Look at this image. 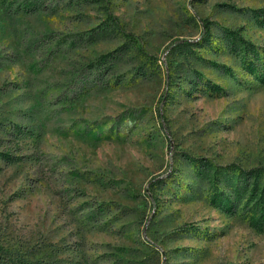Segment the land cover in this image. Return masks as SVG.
<instances>
[{"label":"rangeland","instance_id":"1","mask_svg":"<svg viewBox=\"0 0 264 264\" xmlns=\"http://www.w3.org/2000/svg\"><path fill=\"white\" fill-rule=\"evenodd\" d=\"M11 263L264 264V0H0Z\"/></svg>","mask_w":264,"mask_h":264},{"label":"trees","instance_id":"2","mask_svg":"<svg viewBox=\"0 0 264 264\" xmlns=\"http://www.w3.org/2000/svg\"><path fill=\"white\" fill-rule=\"evenodd\" d=\"M45 4V3H44ZM37 10L36 5L32 6V7H27L25 9H23L24 12L27 13H34ZM210 22L208 20H203V29H202V33H201V38L205 41H207L209 39V37L211 36V26H210ZM174 44H185L188 45L190 44V41L188 40H177L174 42ZM142 58H144V61H148L149 58L151 57V55H149V53H147L146 51H142L140 52ZM112 58V59H111ZM154 58V57H151ZM110 59L112 61L114 60H118L119 57L118 55H116V53H109L105 56L99 57L98 59L94 60L92 63H90L88 65V67H92V66H98L100 68H103V74H108L110 72V69L108 67H104V64L107 61H110ZM136 70V74L142 77L148 76L151 73H149L147 67H146V63L145 62H140L138 65H136L135 67ZM13 129L15 131V134H18V136H22V134H25V130L24 127H22L21 125L18 124H13ZM1 251L7 252L4 247L1 249ZM14 264V263H11Z\"/></svg>","mask_w":264,"mask_h":264}]
</instances>
